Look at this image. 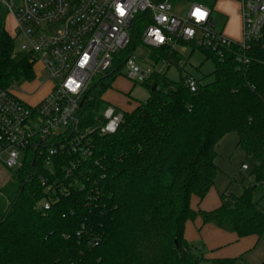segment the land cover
<instances>
[{"label":"trees","instance_id":"trees-1","mask_svg":"<svg viewBox=\"0 0 264 264\" xmlns=\"http://www.w3.org/2000/svg\"><path fill=\"white\" fill-rule=\"evenodd\" d=\"M192 1L217 14L218 0ZM7 15L0 6V88L36 77L30 56L15 55ZM145 18L122 56L140 44ZM201 50L215 65L213 80H199L195 93L184 84L189 75L178 82L157 75L143 84L149 99L124 112L116 133L91 136L92 161L65 181L70 195L49 211L38 209L46 197L40 176L53 182L45 169L31 162L11 172L13 197L0 207V264H202L203 256L184 237L187 222L198 217L240 238L264 236V208L254 198L264 187V44H254L246 67L236 49L224 60ZM151 56L170 67L183 60L167 49L152 50ZM121 71L122 60L92 84L80 109L83 132L105 123L103 96ZM231 133L252 167V184L240 195H223L219 209L196 212L191 200H203L214 188L216 148Z\"/></svg>","mask_w":264,"mask_h":264},{"label":"built area","instance_id":"built-area-1","mask_svg":"<svg viewBox=\"0 0 264 264\" xmlns=\"http://www.w3.org/2000/svg\"><path fill=\"white\" fill-rule=\"evenodd\" d=\"M238 3L240 40L218 30L210 7L196 2L180 15L171 0H22L18 8L13 1L0 0L14 17L12 38L20 43V53L30 56L35 73L39 67L46 75L36 91L50 83L49 94L35 105L21 99L16 91L37 81V76L33 81L0 88V165L10 172L31 162L41 165L53 182L40 176L46 197L38 209L49 211L63 195H70L65 181L92 161L95 150L91 136L95 132L112 135L123 122L124 112L108 106L101 127L87 133L81 130L80 109L94 81L120 60L125 77L135 85L164 75L170 67L167 60L156 62L151 57V65L145 67L135 55L136 46L122 56L137 37L142 16L148 24L140 41L151 52L167 49L181 55L190 46L224 60L227 51L236 49L237 61L246 67L254 44H264V0ZM196 9L206 13L203 19L193 15ZM184 84L192 93L200 87L192 76ZM243 170L249 168L243 165Z\"/></svg>","mask_w":264,"mask_h":264},{"label":"rangeland","instance_id":"rangeland-1","mask_svg":"<svg viewBox=\"0 0 264 264\" xmlns=\"http://www.w3.org/2000/svg\"><path fill=\"white\" fill-rule=\"evenodd\" d=\"M15 6L20 3V0H13ZM225 6L221 5L220 0L217 3L214 14L215 20L218 23V30L222 29V25L228 22L225 33L231 39L237 38V31L239 30V22L236 16V9L238 0H225ZM174 11L180 15L185 14L192 3V0H171ZM223 14V18L221 15ZM6 30L11 37L14 35V21L11 17L6 20ZM15 42V41H14ZM20 43L15 42L14 52L20 54ZM186 51L181 52L182 61L179 64L172 65L170 69H166L164 74L174 82H178L182 76H192L202 81L203 83L211 82V77L214 72L215 65L208 55L201 49H193L187 47ZM135 55L139 62L145 67H149L151 51L148 47L140 44L136 45ZM153 59V58H152ZM162 69V66L159 67ZM124 70V69H123ZM37 81L23 85L22 89L16 91V94L29 104H33L37 99L45 93L49 88V82H46L41 89L37 87L46 79V75L40 72L39 67L36 68ZM150 97V91L146 86L140 84L135 85L133 82L125 77L122 71L119 78L113 84V89L109 90L105 95V100L110 106L117 107L121 111H132L136 106L145 103ZM109 106V105H108ZM238 138L235 133L226 136V138L217 146L218 159L217 166L219 168L217 175V183L229 185L231 183V190L234 194L239 195L243 187L251 185V171L252 167L244 158L243 149L238 147ZM243 165L249 168V171L243 170ZM12 173L5 167L0 165V207L9 204L12 200L14 189L11 185ZM223 188V187H222ZM232 192V193H233ZM255 200L260 202L261 208H264V187L259 188L254 194ZM236 264H264V236L259 244V247L253 253H245L243 258L238 259Z\"/></svg>","mask_w":264,"mask_h":264},{"label":"crops","instance_id":"crops-1","mask_svg":"<svg viewBox=\"0 0 264 264\" xmlns=\"http://www.w3.org/2000/svg\"><path fill=\"white\" fill-rule=\"evenodd\" d=\"M3 1L8 2V1H13V0H3ZM21 2L22 0H20V3L17 6V8L20 6ZM220 3L221 5L223 3V6H225L226 1L220 0ZM236 4H237L236 16L239 22V30L237 31V34H238L237 38L235 39L233 38V39L240 40L241 38V17H240V12H239L240 6H239V3H236ZM0 6L8 13L6 20L9 17H11L12 20L14 21V26H15V20H14L13 15H11L3 5H0ZM216 7H217V4L215 6V10H216ZM220 16H222V18L224 17L222 13ZM227 24L228 22H225V25L223 24V27H222L223 32H225ZM225 34L226 36L229 37L227 33ZM111 89H113V85ZM49 92H50V85H49V88L45 90V93L42 94L41 97L37 99L32 105L39 103L42 99H44L49 94ZM106 93L103 96V100L110 106V104L105 100ZM138 106H136V108ZM132 111L124 110L123 112H132ZM229 135L230 134L226 136H229ZM226 136L221 139L219 144L226 138ZM238 143H239V140H238ZM237 145L238 147H240L239 144ZM216 152H217V148H216ZM217 155H218V152H217ZM244 156H245L244 158L246 159L245 153H244ZM216 163H217V160H216ZM227 192H233L231 190V183L229 185L223 184L222 182L218 184L217 178H216L214 188L207 194V196L203 200H200L197 197L192 198L191 207L196 212L215 211L222 206V197ZM184 237H185V240L190 245H192L195 249H197L200 252V254L203 256L204 261L202 262V264H214L215 261H220V260L241 259L243 258V255L245 253H249V252L253 253L254 251H256L262 240V238L259 239L257 236H249L245 238H240L237 234L233 232L224 231L212 224H205L200 217L196 218L195 220H190L187 222L185 226Z\"/></svg>","mask_w":264,"mask_h":264},{"label":"snow or ice","instance_id":"snow-or-ice-1","mask_svg":"<svg viewBox=\"0 0 264 264\" xmlns=\"http://www.w3.org/2000/svg\"><path fill=\"white\" fill-rule=\"evenodd\" d=\"M121 14H123V13H121ZM193 15L196 16L198 20H201L205 17L206 13L200 11L199 9H196L194 11ZM160 39L162 40L163 38L161 37Z\"/></svg>","mask_w":264,"mask_h":264},{"label":"water","instance_id":"water-1","mask_svg":"<svg viewBox=\"0 0 264 264\" xmlns=\"http://www.w3.org/2000/svg\"><path fill=\"white\" fill-rule=\"evenodd\" d=\"M157 90V85H154L153 89H152V92H155ZM83 103L81 104V107H82Z\"/></svg>","mask_w":264,"mask_h":264}]
</instances>
